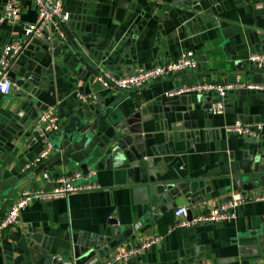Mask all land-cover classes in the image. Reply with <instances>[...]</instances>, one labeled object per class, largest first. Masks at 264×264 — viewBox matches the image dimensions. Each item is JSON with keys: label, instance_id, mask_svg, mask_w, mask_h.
<instances>
[{"label": "crops", "instance_id": "obj_1", "mask_svg": "<svg viewBox=\"0 0 264 264\" xmlns=\"http://www.w3.org/2000/svg\"><path fill=\"white\" fill-rule=\"evenodd\" d=\"M7 1L0 0V12ZM21 2V20L0 24V55L37 19L34 0ZM64 8L72 18L61 52L44 50L39 39L23 52L38 62L41 86L28 93L27 81L17 75L12 92L0 97V218L23 190L55 185L45 180V172L56 176L80 169L75 162L45 167L47 160L26 167L44 147L37 118L54 110L65 123L77 115L80 91L94 92L97 100L84 104V111L91 121L105 116L111 136L123 135L121 128L139 114L150 135L139 145L147 163L132 171L97 148L89 168L96 171L92 182L98 187L30 201L19 223L0 233V264H38L43 253L66 260L83 236L103 239L107 251L117 238L115 229L126 236L108 253L158 237L142 256L121 264L264 262V200L229 209L235 214L230 219L193 226L177 225L183 216L174 214L179 205H187L191 216L206 213L236 189L264 194V185L238 188L220 175L228 162L264 155V127L257 141L225 129L237 120L264 126V89L231 90L224 112L216 113L211 110L215 94L188 90L205 81L264 84V69L249 62L253 53L264 52V0H65ZM186 49L195 51L196 69L153 80L140 90L105 88L96 77L102 66L125 75L138 65L168 62ZM170 91L176 94L168 96ZM171 182L190 185L196 201L184 195L178 204L156 201L153 186Z\"/></svg>", "mask_w": 264, "mask_h": 264}, {"label": "built area", "instance_id": "obj_2", "mask_svg": "<svg viewBox=\"0 0 264 264\" xmlns=\"http://www.w3.org/2000/svg\"><path fill=\"white\" fill-rule=\"evenodd\" d=\"M65 0H34L37 6L38 16L35 22L27 23L24 29V35L18 40L7 43L3 46L0 55V96L8 95L14 87V80L10 76L16 60L23 54L26 47L36 39H46L47 41L58 40L65 43L68 40L66 26L72 18L71 12L64 8ZM22 12L21 0H8L3 10L0 12V24L7 20L20 21ZM249 62L253 68L264 69V52L253 53ZM198 67V60L195 51L192 49L184 50L177 58L165 63L154 64L146 67L138 65L131 73L119 75L105 66H102L96 72L97 80L101 86L115 90H140L146 84L153 80L176 75L180 72L194 70ZM264 89V84L243 82H198L188 90L198 93H213L217 100L213 103L211 110L213 113L224 112V98L231 90L241 89ZM178 92V91H177ZM175 91L167 92L168 96L175 95ZM80 102L89 105L95 102L96 96L93 91L78 93ZM263 124H247L237 120L233 124L226 125L225 129L228 134L235 133L244 137L259 140L262 136ZM62 128L60 117L54 110L43 112L35 123V129L40 140L43 141L44 147L40 153L31 159L26 167L31 168L38 166L44 160H47L53 153L54 147L51 137ZM96 175L95 170L86 172L81 169H75L70 172L60 173L52 176L48 172L44 173L45 180L54 182L55 185L50 188H37L23 190L6 214L0 218V233L17 225L20 221L22 210L27 204L35 199L50 200L56 197H66L71 192L87 190L98 187L92 179ZM257 198L264 200V194L250 196L241 190H234L231 196L224 202L214 205L206 213L196 216H189L187 205H179L175 208L176 216H183L176 224L179 226H193L203 222H216L230 219L235 216L229 209H236L250 199ZM158 240L157 236L143 240L140 243L130 246H119L112 252H109L102 261L96 264H121L131 262L142 256ZM254 264H264L258 261Z\"/></svg>", "mask_w": 264, "mask_h": 264}, {"label": "water", "instance_id": "obj_3", "mask_svg": "<svg viewBox=\"0 0 264 264\" xmlns=\"http://www.w3.org/2000/svg\"><path fill=\"white\" fill-rule=\"evenodd\" d=\"M44 50L52 48L55 55H58L63 47V43L54 40L52 42L41 39ZM65 51V50H64ZM38 62L22 54L14 63L10 72L11 78L16 79L20 75L27 81L26 92L30 93L36 85L41 86V71H37ZM90 92V91H87ZM1 97V96H0ZM211 101V100H210ZM212 102V101H211ZM210 106V105H209ZM142 118L139 114H134L127 122V127L121 128L124 132L121 136H111L108 134L109 124L105 116L89 119L84 111V104L80 102L77 115L68 119L62 124V128L52 137L53 153L43 164V166L63 167L72 162L84 172L90 170V160L94 156L97 148L105 149V156L112 157L118 166L133 167L143 166L147 162L142 157L144 150L139 146L149 134L144 133ZM132 124H135L132 126ZM117 132H121L119 126ZM135 145V146H133ZM128 160V162L126 161ZM220 175L233 180V185L238 188L250 189L254 186L264 185V155L258 158H247L239 162H228L220 169ZM191 186L181 188L177 182L169 184H156L152 188V195L156 201L165 200L178 204L179 197L184 195L188 201L195 202L189 192ZM199 198V197H198ZM196 198V199H198ZM192 212L189 209V216ZM120 229H115L113 235L116 240L108 244L107 251L102 250V240L98 242L88 241L86 236L78 241L73 247V253L68 259L51 254H41L38 264H95L108 251L118 245L126 234H120ZM110 242V238L107 239Z\"/></svg>", "mask_w": 264, "mask_h": 264}]
</instances>
